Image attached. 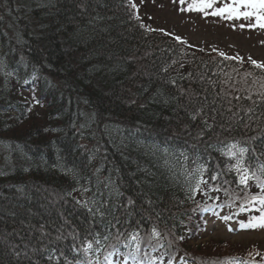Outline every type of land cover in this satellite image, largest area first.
Masks as SVG:
<instances>
[{"label":"trees","instance_id":"trees-1","mask_svg":"<svg viewBox=\"0 0 264 264\" xmlns=\"http://www.w3.org/2000/svg\"><path fill=\"white\" fill-rule=\"evenodd\" d=\"M131 5L0 0V264H55L39 251L49 241L72 259L71 238L56 242L57 229L63 225L65 236L101 231L99 218L94 222L76 201L106 191L108 180L122 193L120 201H134L127 207L133 225L151 215L162 237L167 234L164 247L145 250L157 258L153 264H236L233 257L242 264L257 252L209 254L191 242L208 213L240 224L264 208L239 211L243 186L226 171L235 161L218 151L238 143L250 150L249 165L264 164V104H253L264 91V69L240 57L225 59L220 51L189 48L147 27ZM171 79L175 86L166 83ZM181 88L186 95L180 96ZM250 94L253 99H246ZM204 119L212 129H205ZM199 164L221 172L230 194L206 187V194L189 198L195 180L188 173ZM247 191L259 189L252 184ZM41 224L49 233L42 243Z\"/></svg>","mask_w":264,"mask_h":264},{"label":"snow or ice","instance_id":"snow-or-ice-1","mask_svg":"<svg viewBox=\"0 0 264 264\" xmlns=\"http://www.w3.org/2000/svg\"><path fill=\"white\" fill-rule=\"evenodd\" d=\"M180 2L184 3V0H180ZM215 2L216 0H192V3L188 5L186 10H194L203 13L205 16H218L227 20L240 17L244 19L254 17L255 23H250L247 27L254 28L259 26L261 29H264V0H231L230 3H224L223 6L220 7H215ZM132 7H136V5L132 4ZM209 9L212 11H207ZM183 10L185 9H182V11ZM240 27L244 28L246 25L241 24ZM176 39L178 41L181 40L180 37H176ZM213 51H217V49L214 48ZM219 55L225 57V59H238V57H227L223 52H219ZM248 61L251 65L255 66V68L264 69V63L258 62L251 57L248 58ZM173 63H175V61ZM180 67L183 68V64H181ZM162 71L167 73L168 67L165 66ZM247 75L250 76L252 73H248ZM192 76L193 74L189 72L188 77L190 78ZM184 78L185 77H181V79ZM201 80H203V77H201ZM166 83L175 86L176 80L171 79ZM261 88L264 89V84L261 85ZM179 94L180 96H184L187 94V90L181 88ZM178 98L179 97H172L171 99L177 100ZM235 98L240 99L241 97L237 96ZM246 99L252 100L253 97L250 94ZM253 104L257 106L264 104V91L256 93V99L253 100ZM203 111V107L197 109L196 112L191 115V119L196 120ZM229 111H231V109H229ZM253 111L254 109L252 108L248 109L249 113ZM256 119H260V117L257 116ZM203 123L205 129L210 130L213 128V125L210 124L207 119H204ZM203 134L204 130H201L200 135L202 136ZM220 143L223 144L222 141ZM218 151H220L223 156L235 161L226 166V171L235 173L233 182L238 188L243 186L241 190L244 192V199L239 205V211L250 212L254 210V206L257 204L264 206V164H260L256 167L249 165L246 162L245 154L250 150L247 147H239L238 143H230L226 146V151L224 148L218 149ZM185 159L187 158L185 157ZM205 173H209L207 179H205ZM221 175L222 173L219 171L211 172L206 165H197L193 172L188 173V177L195 180L194 185L190 183L188 186V192L190 193L189 198H194L197 192L205 193L206 187L210 191H223L226 195L230 194L229 188L224 187L229 181L224 180L221 183ZM209 181H216L217 184L212 186ZM111 184V180H108L103 184V188L106 191L98 190L89 199L76 201L77 204L87 209L94 222L99 218L100 223L103 225L102 230L89 231L87 235L84 236L72 230L65 236L62 230L64 226L62 225L61 229H57V235L54 237V240L59 242L71 238L72 244L70 251L74 255L72 259H69L63 250L51 246L53 241H49V246H44L39 249L42 253H47L46 259L48 261H55V264H153V261L157 258H149V254L145 250L151 248V251L155 252L157 247H164L161 241L163 238L167 237V234L165 233L162 237L161 231H159L157 225L152 222L151 215L141 217V219L137 220L135 225H133L131 220L128 219L131 214L127 211V207L134 205V201L128 199L127 205H125L120 201L122 193L114 189ZM252 184L259 189L258 193L251 194L247 191ZM82 191L87 192L88 189H83ZM68 195H71V193ZM235 199H240V197L236 196ZM114 200L117 202H114ZM148 204L151 205L152 201L149 200ZM121 209L124 211L121 212ZM257 210L260 214L258 216H250L247 223L241 222V228H264V208ZM161 215L160 212H157L156 218L160 219ZM220 218L227 221L232 217L221 216ZM145 221L151 224L150 230L145 224ZM232 230V228H229V231ZM39 232L40 241L42 243L49 233L46 231L43 224L40 225ZM180 239H183V237H180ZM153 240L156 241L155 245L152 243ZM170 244L171 241H169V245ZM33 251H37V249H33ZM142 252L144 256L143 259L141 258ZM15 255L31 260L27 251L24 253L17 251ZM254 255L259 256L261 261H264V254L258 251L255 254L249 252L248 256L253 257V259L243 261L242 264H258ZM230 259L236 261V264H241L238 258L233 257ZM169 264H171V261H169Z\"/></svg>","mask_w":264,"mask_h":264},{"label":"rangeland","instance_id":"rangeland-1","mask_svg":"<svg viewBox=\"0 0 264 264\" xmlns=\"http://www.w3.org/2000/svg\"><path fill=\"white\" fill-rule=\"evenodd\" d=\"M143 23L160 33L176 39L192 49L219 52L240 57L248 61L251 57L264 63V29L251 28L255 18L243 17L227 20L198 11L186 10L192 0H130ZM231 0H216L215 7ZM132 6V5H131ZM182 9H185L182 11ZM243 10V9H242ZM211 12L212 10H207ZM244 24L246 27L241 28ZM223 215L207 214L203 228L198 231L191 244H199L202 250L212 254L223 251H258L264 254V228H241L237 220H222ZM232 228V231H229Z\"/></svg>","mask_w":264,"mask_h":264}]
</instances>
